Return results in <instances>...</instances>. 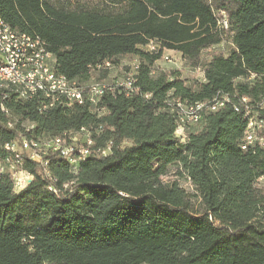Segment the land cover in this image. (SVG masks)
<instances>
[{
  "label": "trees",
  "instance_id": "trees-1",
  "mask_svg": "<svg viewBox=\"0 0 264 264\" xmlns=\"http://www.w3.org/2000/svg\"><path fill=\"white\" fill-rule=\"evenodd\" d=\"M110 2L66 9L0 0L4 22L40 40L70 81L90 85L94 72L104 80L120 59H138L132 88L109 89L95 105L61 99L44 109L41 92L28 100L8 94L0 164L11 160L32 178L17 190L0 169V264H264V148L242 150L249 118L263 122L264 139V0ZM226 41L227 56L202 58ZM165 51L200 68L203 79L156 72ZM224 100L186 126L199 123L197 131L177 134L181 106ZM82 129L94 144L75 167L51 150L44 167L21 149L24 140L44 145ZM14 142L20 160L7 148Z\"/></svg>",
  "mask_w": 264,
  "mask_h": 264
},
{
  "label": "built area",
  "instance_id": "built-area-1",
  "mask_svg": "<svg viewBox=\"0 0 264 264\" xmlns=\"http://www.w3.org/2000/svg\"><path fill=\"white\" fill-rule=\"evenodd\" d=\"M0 27H2L1 22ZM224 27H228L227 21L226 26ZM12 31L15 30L12 29ZM12 31L8 32V42L10 44H17V46L21 49V59L12 60V55L10 52H1L0 74H7V76L13 77V80L27 79V81L29 83H33L34 86H37L35 83V76L46 77L48 85H54V92L53 94H46L43 92L44 98L49 102V104L44 106V109L54 107L53 103H50V96L55 95V93H63V103H66L67 105H71L73 103L84 104L86 100H88L92 105H95L107 90L125 86V84H133V82H122L111 86H106L104 84L94 85V83L86 86L79 83L77 85H68L67 77L59 74L56 71L53 58H47L46 61L35 60V48H38V43L23 44L21 38H12ZM158 51L159 49L152 50V53H157ZM135 67H138V65ZM131 74L133 75V71ZM11 92L16 93V96L20 99L28 100L33 98V96H22L18 93V91H14L12 89L0 91V111H6L3 103L8 97V94ZM242 100H244V106L248 115L250 113L248 99L243 98ZM226 102L227 101L224 100V103H215L209 108H202L198 106V104L186 107L181 106L177 134L181 135L179 133H181V131L187 125H189V122H191L192 118L200 115L201 111L204 109H209L210 111H212V109H221L225 106ZM235 110L238 112V108H235ZM262 125L263 122L258 118H249V124L244 137L242 150H249L250 144H256L257 142L262 148H264V139L259 138L257 134V131L262 128ZM10 126L12 125L10 124ZM78 136H82L84 139V143L82 145H80V141H78ZM78 136H73L69 140L57 138L55 140L46 142L44 145H39L34 141L29 142L24 140L22 142L21 149L28 153L31 160L39 162L44 167L47 166V162L44 161V156L49 150L53 151L54 153H58L61 159L71 160V166L75 167L80 161L84 160L91 154L90 148L94 144L92 138L84 129H82L81 134ZM9 152L14 154L17 160H20L21 154L19 152L18 142L9 144ZM106 153L107 150L102 151V154ZM7 165L12 168L15 164L11 162V160H8L5 164H0L1 171H3V166ZM10 173H12L15 183H17V190L26 188L32 178L29 174L21 170H18V172L15 173L10 171Z\"/></svg>",
  "mask_w": 264,
  "mask_h": 264
},
{
  "label": "rangeland",
  "instance_id": "rangeland-1",
  "mask_svg": "<svg viewBox=\"0 0 264 264\" xmlns=\"http://www.w3.org/2000/svg\"><path fill=\"white\" fill-rule=\"evenodd\" d=\"M50 3L55 5L56 7H62L66 9H74L80 7H87V8H106L109 7L111 3L110 0H50ZM155 46L153 44L150 45L151 50H155ZM232 46L230 42H223L218 46H214L213 48L203 52L202 58L204 60H209L212 54H222L227 56L231 50ZM54 59V58H53ZM109 67V64H107ZM138 65V59L136 57H125L120 59L119 64L117 66H110L108 68V74L106 75V79L102 80V75L98 72H94V76L92 81L94 85H106L111 86L115 83H122V82H132V71L134 74L135 66ZM155 71H172L177 70L181 72V76L185 80H202L203 73L200 68L192 67L191 64L188 63L180 54L174 51H165L163 57L156 62L155 64ZM129 78H128V77ZM128 78V79H127ZM127 79V80H126ZM126 87H129V84H125ZM132 87V84L131 86ZM200 119V116L197 120H191V122L197 123ZM200 128L199 123L196 125L185 127L181 133L183 137H186L187 131H197ZM81 140L80 136H78V141ZM5 171H12L18 172L19 168L16 165H13L11 168L9 165L3 166ZM174 179L173 176L165 177V181H169ZM181 186L186 189L190 193H195L194 187L190 183V181H181ZM17 183H15V187L17 189ZM260 185L264 187V180H261ZM194 207L198 210L200 209L199 201L194 199Z\"/></svg>",
  "mask_w": 264,
  "mask_h": 264
},
{
  "label": "bare ground",
  "instance_id": "bare-ground-1",
  "mask_svg": "<svg viewBox=\"0 0 264 264\" xmlns=\"http://www.w3.org/2000/svg\"><path fill=\"white\" fill-rule=\"evenodd\" d=\"M0 22L2 24V27H0V53L10 52L12 55V60L21 59V49L17 46V44H10L8 42V32L12 31V29L4 22L1 16H0ZM224 25L226 26V22H224ZM12 38H21L23 44L38 43V48H35L36 61H46L47 58H53V56L45 50L43 43L38 39H33L25 34H21L16 31H12ZM35 83L38 87L34 86L33 83H29L27 79L13 80V77L7 76V74H0V91L9 90L11 88H18L21 89L22 96H34L39 92L41 93L45 92L46 94H53L54 85H48L46 77L35 76ZM67 84L77 85L78 82L70 81L67 79ZM130 86L131 84H129V87L127 88L131 89L132 87ZM61 99H63V93H55V95L50 96V103H53V105H55ZM215 103H222V102H215ZM198 106L202 108L207 107L205 104H199ZM212 110H216V109H212ZM198 118L199 115H197L192 119L197 120ZM251 145L254 144H250V146ZM7 148L9 149V145H7ZM69 161L71 163V160Z\"/></svg>",
  "mask_w": 264,
  "mask_h": 264
},
{
  "label": "crops",
  "instance_id": "crops-1",
  "mask_svg": "<svg viewBox=\"0 0 264 264\" xmlns=\"http://www.w3.org/2000/svg\"><path fill=\"white\" fill-rule=\"evenodd\" d=\"M53 58H54V56H53ZM53 62L55 63V59H53Z\"/></svg>",
  "mask_w": 264,
  "mask_h": 264
}]
</instances>
